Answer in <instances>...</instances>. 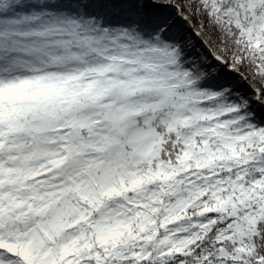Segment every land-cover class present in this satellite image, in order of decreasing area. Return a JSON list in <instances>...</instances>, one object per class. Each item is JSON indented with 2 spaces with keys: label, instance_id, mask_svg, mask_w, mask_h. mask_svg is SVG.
Wrapping results in <instances>:
<instances>
[{
  "label": "snow or ice",
  "instance_id": "6c2138e0",
  "mask_svg": "<svg viewBox=\"0 0 264 264\" xmlns=\"http://www.w3.org/2000/svg\"><path fill=\"white\" fill-rule=\"evenodd\" d=\"M0 264H264V0H0Z\"/></svg>",
  "mask_w": 264,
  "mask_h": 264
}]
</instances>
